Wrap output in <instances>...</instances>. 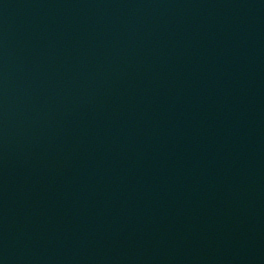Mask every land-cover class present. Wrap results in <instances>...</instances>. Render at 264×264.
<instances>
[{"label": "water", "instance_id": "95a60500", "mask_svg": "<svg viewBox=\"0 0 264 264\" xmlns=\"http://www.w3.org/2000/svg\"><path fill=\"white\" fill-rule=\"evenodd\" d=\"M0 264H264V0H0Z\"/></svg>", "mask_w": 264, "mask_h": 264}]
</instances>
